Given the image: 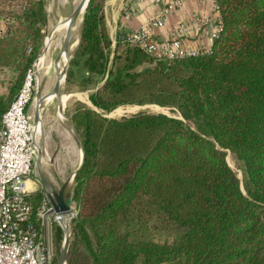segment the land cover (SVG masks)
<instances>
[{
	"label": "trees",
	"instance_id": "obj_1",
	"mask_svg": "<svg viewBox=\"0 0 264 264\" xmlns=\"http://www.w3.org/2000/svg\"><path fill=\"white\" fill-rule=\"evenodd\" d=\"M105 4L90 0L66 77L69 90L102 84L89 96L96 110L72 120L85 154L72 255L81 242L92 264H264V0H216L210 53L173 62L128 43L120 26L113 48ZM45 10L44 0H0V68L14 74L0 126L41 52ZM146 103L177 107L202 132L164 114L97 111ZM224 150L242 162L247 193Z\"/></svg>",
	"mask_w": 264,
	"mask_h": 264
},
{
	"label": "built area",
	"instance_id": "obj_2",
	"mask_svg": "<svg viewBox=\"0 0 264 264\" xmlns=\"http://www.w3.org/2000/svg\"><path fill=\"white\" fill-rule=\"evenodd\" d=\"M179 6L180 0L167 2L161 15L128 35V43L139 46L156 60L167 62L209 54L211 48L191 49L182 41L189 29L202 31L210 23L205 16L181 25L171 41L161 42L153 37V29L163 25ZM33 91L29 74L0 126V264H53L46 231L52 218L56 221L57 217L51 213L45 195L35 205L36 191L29 185L30 179H34V184L38 181L34 170L39 145L28 116ZM72 212L75 218L74 208Z\"/></svg>",
	"mask_w": 264,
	"mask_h": 264
},
{
	"label": "rangeland",
	"instance_id": "obj_3",
	"mask_svg": "<svg viewBox=\"0 0 264 264\" xmlns=\"http://www.w3.org/2000/svg\"><path fill=\"white\" fill-rule=\"evenodd\" d=\"M81 0H44V3H46V10L47 15H48V23L43 30V33H45V37H48L50 32H52L53 28L56 27L57 25L60 24V22L67 17H69L72 13V11L76 8V6L79 4ZM134 0H106L105 4V14H106V23L108 25V28H110V31L112 32V37L114 40H116V18L117 16H120L123 11H128V7L131 2ZM22 2L18 5L17 9L20 8ZM17 5V4H16ZM128 5V6H127ZM108 7V9H107ZM84 18L85 16L82 15V21L81 24L79 23L76 27V29L72 32V37H71V43L73 44L74 42H78L80 40V36L82 35L83 28H84ZM75 26V25H74ZM114 32V33H113ZM64 35V37H63ZM62 36L56 35L58 39L56 40V45L53 47L49 53L50 58L48 59V63L46 64L45 68L41 71L38 72L35 70L34 65L32 70L28 73L31 74V77L33 79V84H34V91H33V100L29 106L30 112H31V119H32V127L34 128V117L32 116L34 112V105L36 103V85H35V80L36 77L38 78V81L40 83V89L43 95L50 93L54 87L57 75L60 71L59 67L56 66V59L60 53L59 50H61L64 38H65V33L63 32ZM78 36V37H77ZM55 37V38H57ZM45 39V38H44ZM116 45V44H115ZM113 46V48L115 47ZM43 46V45H42ZM78 46H75L71 51L73 53V56L76 52L75 49H77ZM44 48V47H43ZM42 49V48H41ZM43 50V49H42ZM59 52V53H58ZM55 62V63H54ZM53 66V67H51ZM51 68V70H50ZM53 68V70H52ZM77 74H80V69H76ZM50 71V72H49ZM27 75V77H28ZM48 75V76H47ZM14 76L13 72L10 71L9 69L6 68H0V92L4 94L9 93V82L11 81L12 77ZM26 77V80H27ZM25 80V81H26ZM25 84V82H24ZM23 84V85H24ZM101 83L97 85L96 88L91 89L89 91H80L77 89H70L68 84L65 83L62 84L61 89H60V95L63 99L62 102V107L65 108L66 106V113L67 117L73 122V116L78 113H83L84 109L86 108H91L95 109L96 108L90 104L87 92L92 93L97 90V88L101 87ZM22 89V88H21ZM92 91V92H91ZM53 99L48 101L50 102ZM65 99V100H64ZM58 100L55 98L51 102V107L57 106ZM46 107V104H45ZM86 107V108H85ZM117 110H121V113L116 114L115 112ZM99 113H101L104 117L108 119H116V120H121L124 118H129L132 115L138 114V113H146L150 115H159V114H164L170 117H175L184 120V122L194 129L195 131L201 133L202 129L199 125V122L194 120V119H185L183 114L180 112V110L175 107V106H166V105H161L158 103H146V104H133V105H121L117 107L115 110L111 112H103L97 110ZM39 143V140H38ZM225 152V158L228 163V165L233 169V171L236 173L239 181H240V186L241 189L243 190L244 193H247L248 186L246 184L245 180V174L243 170V164L239 160V158L232 153L230 150H224ZM72 169V167H70ZM80 168V167H79ZM78 168V169H79ZM82 168V167H81ZM37 170V166L36 169ZM73 170V169H72ZM78 173V172H77ZM36 174V172H35ZM37 175V180H39V175ZM76 178V177H75ZM75 178L69 182L67 185V190L65 196L67 198H72V207L74 208V211L77 215V207L75 205L74 201V196H75ZM66 181V180H65ZM38 182V181H37ZM35 186V185H34ZM37 187V186H36ZM60 189V188H59ZM58 189V190H59ZM41 191L43 192V189L41 188ZM43 195L44 192H43ZM74 218L71 220V235H70V241L68 244L67 248V259L66 262L67 264L70 263L71 257L73 258V264H92V259L90 256H88L84 249L82 247L83 244L80 242L78 243V247L76 249V253L72 255V251L75 248V235H74ZM47 239L49 241V246L52 250L53 253V264H58L59 260L62 256L63 249H64V233L62 228L60 227L59 223L55 220H51V222L47 225V231H46ZM150 235V232H149ZM152 235V233H151ZM158 236V235H157ZM157 238L164 239V236H158Z\"/></svg>",
	"mask_w": 264,
	"mask_h": 264
},
{
	"label": "crops",
	"instance_id": "obj_4",
	"mask_svg": "<svg viewBox=\"0 0 264 264\" xmlns=\"http://www.w3.org/2000/svg\"><path fill=\"white\" fill-rule=\"evenodd\" d=\"M170 1L172 0H134L131 2L128 11H123L121 15L116 18V40L119 26L130 35L133 30H136L140 26L147 25L152 19L161 15L167 2ZM180 1L181 6L169 15L166 22L158 28L153 29V37L161 42L171 41L181 25H188L195 17L205 16L210 19V23L205 26L202 31L189 29L182 38V41L185 46L191 49L199 50L211 48L215 39L214 35H218L220 31V12L217 8L216 0ZM108 31L114 46L116 40L113 39L110 28H108ZM87 95L90 96L88 92ZM54 99L55 98L45 103L46 107L42 112V122L46 131V140L43 147L41 169L55 189L58 190L66 183L65 180L72 176L80 167L82 160V144L80 150L69 124L71 120L67 117L66 106L65 108L62 107L60 110L59 103L57 102V106L51 107L50 104ZM88 99L90 102L89 97ZM90 104L92 105L91 102ZM35 107L36 106H34V109H36ZM28 111L31 115L30 110ZM32 114L34 117L35 110ZM71 123L73 124V122ZM70 167H72L73 170ZM35 172L38 174V169L35 170ZM33 180L34 179H30L29 181L31 188L36 192L41 190L39 183L36 182L34 184ZM66 190L67 186L64 195L66 194Z\"/></svg>",
	"mask_w": 264,
	"mask_h": 264
},
{
	"label": "water",
	"instance_id": "obj_5",
	"mask_svg": "<svg viewBox=\"0 0 264 264\" xmlns=\"http://www.w3.org/2000/svg\"><path fill=\"white\" fill-rule=\"evenodd\" d=\"M90 0H81L79 4L76 6V8L72 11L71 15L67 17L66 19L62 20L58 27L55 29L54 32L50 34V37H45L44 42H43V47H47L48 50H51L53 47L56 45V40L58 37L56 35L59 34V36L63 35V32L69 27V25L74 21V19L77 17V15L83 11V16H85L87 7L89 5ZM57 37V38H55ZM41 49V51H42ZM40 56L41 52L37 58V60L34 63V68L36 70V65L40 61ZM35 85H36V95L37 97L35 98L36 100V123L39 127V142L40 146L39 147H44L45 140H46V131L44 124L42 122V112L45 108V97L41 92L40 89V83L38 81V78L36 77L35 80ZM85 161V154L84 150L82 147V160L80 164V168L72 174L67 180H66V185L69 184L71 179L73 180L77 172L81 169ZM38 183L40 187L43 189V192L47 199L49 200L52 210L51 213H54L57 217V222L59 223L60 227L63 230L64 233V249L62 256L59 260L58 264H67L66 259H67V248L68 244L70 241V235H71V220H73V207H72V198H67L65 195H63L61 189L56 190L55 188L51 187L47 181L43 178V176L40 177L38 180Z\"/></svg>",
	"mask_w": 264,
	"mask_h": 264
},
{
	"label": "bare ground",
	"instance_id": "obj_6",
	"mask_svg": "<svg viewBox=\"0 0 264 264\" xmlns=\"http://www.w3.org/2000/svg\"><path fill=\"white\" fill-rule=\"evenodd\" d=\"M82 15H83V11H81L77 15V17L74 19V21L69 25V27L64 32L65 33V38H64L61 50H59L60 53L58 52L59 55H58V57L56 59V63L54 62L56 64V66L59 67L60 71H59V73L57 75L56 82H55V85H54L52 91L50 93H47V94L44 95L45 102H48L51 99V97L57 98L60 110L62 109V102H63V99H62V97L60 95V89H61L62 84L65 83V81H66L69 63H70V61H71V59L73 57V53H72L71 50L75 46H78V44H79V41L78 42H74L73 44L71 43L72 32L76 29V27H77V25L79 23L81 24ZM57 27H58V25L52 29L53 30L52 32H54ZM52 32H50V34ZM50 34L48 35V37H50ZM63 37H64V35H63ZM49 53H50V51L48 50L47 47H44L43 50L41 51L40 61L36 65L37 74H38V72H41L45 68L46 64L48 63V59L50 58ZM51 67H53V66H51ZM53 68H52V70H53ZM50 70H51V68H50ZM54 70H55V68H54ZM34 106H36V103H35ZM34 110H35L34 128L32 127V122H31L32 119H31V115L29 114V111H28V116L30 118L33 135L35 137L36 142L38 143L39 127H38V125L36 123V109H34ZM115 113L119 114V113H121V110H117ZM69 124H70L71 130H72V132H73V134L75 136L77 145L79 146V149L81 150V142H80V140L77 137L75 128H74V126H73V124L71 122H69ZM38 145L40 146V142L38 143ZM42 155H43V147H39L37 163H36V166H37V169H38L39 179H40L41 176H43V178L47 181V183L51 187L55 188L52 185V183L49 181V179L45 176V174L42 172V169H41ZM35 169H36V167H35ZM34 176L37 178V175L35 174V170H34ZM66 186L67 185L65 183L63 185V187L61 188V191H62L63 195H64V191H65Z\"/></svg>",
	"mask_w": 264,
	"mask_h": 264
}]
</instances>
